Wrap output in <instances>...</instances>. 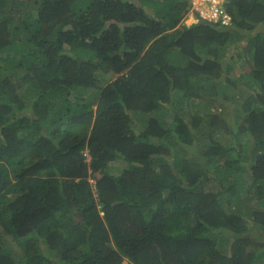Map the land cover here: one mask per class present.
Masks as SVG:
<instances>
[{
	"label": "trees",
	"instance_id": "obj_1",
	"mask_svg": "<svg viewBox=\"0 0 264 264\" xmlns=\"http://www.w3.org/2000/svg\"><path fill=\"white\" fill-rule=\"evenodd\" d=\"M191 8L0 0V264H264V0Z\"/></svg>",
	"mask_w": 264,
	"mask_h": 264
},
{
	"label": "built area",
	"instance_id": "obj_2",
	"mask_svg": "<svg viewBox=\"0 0 264 264\" xmlns=\"http://www.w3.org/2000/svg\"><path fill=\"white\" fill-rule=\"evenodd\" d=\"M225 0H190L193 11L198 15V19L202 21L218 23L222 25L230 21V17L224 14L218 5Z\"/></svg>",
	"mask_w": 264,
	"mask_h": 264
},
{
	"label": "clouds",
	"instance_id": "obj_3",
	"mask_svg": "<svg viewBox=\"0 0 264 264\" xmlns=\"http://www.w3.org/2000/svg\"><path fill=\"white\" fill-rule=\"evenodd\" d=\"M226 1L228 2V0ZM198 18H199L198 15L191 8L190 12L188 13L187 16L184 17L183 22L181 24L184 26H190L191 24L196 23L197 21H202Z\"/></svg>",
	"mask_w": 264,
	"mask_h": 264
},
{
	"label": "rangeland",
	"instance_id": "obj_4",
	"mask_svg": "<svg viewBox=\"0 0 264 264\" xmlns=\"http://www.w3.org/2000/svg\"><path fill=\"white\" fill-rule=\"evenodd\" d=\"M242 65V63L241 64H238V66H241ZM90 182H92L91 180H90Z\"/></svg>",
	"mask_w": 264,
	"mask_h": 264
}]
</instances>
